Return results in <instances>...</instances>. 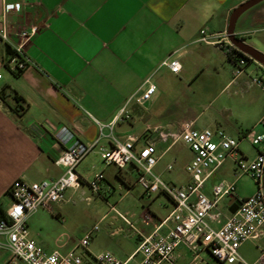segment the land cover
I'll return each instance as SVG.
<instances>
[{
	"label": "crops",
	"instance_id": "obj_1",
	"mask_svg": "<svg viewBox=\"0 0 264 264\" xmlns=\"http://www.w3.org/2000/svg\"><path fill=\"white\" fill-rule=\"evenodd\" d=\"M15 3L20 4L18 11H5L6 5ZM240 3L239 0H0V26L5 23L11 42H18L16 33L20 29L31 24L40 26L39 32L25 46L33 64L18 74L3 64L7 47L0 43V92L6 94L5 99L0 96L1 208L5 211L11 204L9 187L15 179L35 182L62 175L64 167L55 163L64 150L56 138L62 126L73 130L84 143L97 141L93 150L77 166L80 175L90 180L97 173L104 174L100 194H93L86 184L68 188L64 199L53 204L51 210L39 208L27 214L29 235L37 245L47 252L61 253L59 249L66 247L67 241L45 231L49 218L60 216L62 210H102L93 203L95 199L113 205L116 210H126L120 213L133 225L121 218L120 229L126 237L134 240L131 250L124 249L122 245H118L117 251L108 250L120 259L129 258L141 237L158 228L172 209L171 201L165 194L147 195L143 189L134 193L138 183L132 165L119 168L107 164L112 169L111 178L103 172L106 168L86 175L85 169L91 163L87 159L91 153H101L111 146L110 138L101 136L100 124L112 123L111 132L104 127L103 134L111 133L118 139L133 136L137 147L154 142L160 156L155 170L163 175L169 171L168 165H172L173 169V163L163 162V159L179 141L174 142L170 137L164 140L159 131L177 133L186 120H174L167 102L170 103L174 97V87L190 85L200 72H204L205 66L218 73L223 72L224 76L227 73V79L222 82L223 88L236 85V92H240L239 96L245 101V108L239 114L264 125V89L254 84L252 79V75L256 74L264 80V66L253 59L246 64L242 74L235 76V63L225 52L199 40L201 30L209 33L227 30L230 15ZM235 32L244 42L264 52V0L240 15ZM169 56L179 60V72H172L162 65ZM3 68L8 72H4ZM147 78L156 89L149 100L140 104L135 98L141 94L142 90L138 89ZM14 91L24 98L22 107H16ZM238 109V105L228 108L236 121L240 116L236 115ZM213 122L209 123L212 126L201 129L221 128L228 135L240 139V143L256 133H264L261 129L239 128L228 119L216 117ZM240 143V155L250 160ZM189 153L187 162L192 158L191 151ZM234 158H228L231 164L227 171L223 168L226 159L206 180L203 188L204 193L213 198L214 184L221 181L235 183V194L224 197L225 201L221 202V199L212 209L213 214H219L220 222L237 209L239 204L231 203L233 197L240 201L256 190L233 178ZM209 180L211 185L208 187ZM114 181L120 190H125L111 204L109 198L116 190ZM167 181L183 185L189 181V176L185 182L173 178ZM122 201H125L124 209L118 207ZM104 210L113 209L109 206ZM209 221L213 227L220 225V222ZM172 224L171 221L166 222L158 232H167ZM1 240L4 242L5 238L1 237ZM113 241L118 244L117 240ZM261 248H264V235L258 240L242 243L239 254L249 264H261ZM206 251H201L198 264L215 263ZM88 252L94 254L91 248ZM84 253L82 251L87 263L88 257ZM190 254L185 244L179 245L176 249L177 262L185 261ZM140 260L141 255L135 254L130 262L138 263ZM0 264L26 263L13 257L3 246L0 247Z\"/></svg>",
	"mask_w": 264,
	"mask_h": 264
},
{
	"label": "built area",
	"instance_id": "obj_2",
	"mask_svg": "<svg viewBox=\"0 0 264 264\" xmlns=\"http://www.w3.org/2000/svg\"><path fill=\"white\" fill-rule=\"evenodd\" d=\"M10 9L18 11L20 4L6 5L5 11ZM39 30L40 26L37 24L20 29L16 33L18 42L13 43L7 26L2 22L0 43L7 47L3 64L8 70L18 74L33 64L25 52V46ZM199 40L215 45L226 55L236 48L231 43L227 30L212 33L201 30ZM246 64L245 58L237 56L234 75L242 74ZM162 65L175 73L181 70V64L176 57H167ZM253 82L264 89L263 80L255 79ZM144 86L146 87L143 88ZM155 89L156 86L147 78L138 89L142 92L135 98L136 101L143 104L151 98ZM112 126V123L100 124L101 136H107L111 140V146L101 151V158L108 165L112 164L119 168L127 165L134 166L137 183L145 194L163 193L169 198L172 209L158 228L142 236L134 253L125 260L118 258L108 250L100 254L88 252L90 240L99 230L98 224L93 225L78 242V246L84 249V254L88 257L87 263L84 261L83 254L80 255L74 251L65 254L56 251L47 252L36 244L29 235L27 214L39 208L51 210L53 204L64 199V193L68 188H78L86 184L93 194L98 195L101 181L104 179L102 172L86 180L77 171V166L93 150L97 141L91 144L84 143L73 130L62 126L57 131L56 138L64 146V150L55 159V163L63 166L64 172L53 179L29 182L17 178L12 182L9 187L12 201L5 210L6 217L0 219V247H6L13 257L26 264H161L162 262L177 264L176 249L179 245L185 244L193 253L195 260L200 259L202 250H207L214 258V264H234L236 262L249 264L239 254V247L245 241L258 240L264 235V133H256L249 139L253 145L262 143V147L257 149L258 153L253 159L248 160L239 153L240 139L228 135L221 128L196 129L191 121H185L177 133L158 130L162 139L170 137L174 142L182 141L192 153V158L185 166L189 181L178 185L165 180L155 170L160 156L157 154L154 142H147L137 147L136 138L133 136L118 139L111 133L103 134L104 127H108L111 132ZM232 157H235V175L238 177L243 174L249 175L256 181L257 187L252 195L240 199L237 209L223 222H220L219 214H213L212 209L224 197L235 194V183L221 181L214 184L212 186L213 198L208 197L203 188L206 180L223 165L226 159ZM167 168L172 169V165H168ZM110 207L116 210L113 205ZM118 214L133 226L125 215L119 212ZM209 219L220 222V225L213 227ZM168 221L173 223L172 226L167 232L159 233L158 229ZM1 237L5 238L4 242ZM135 254H140L141 260L138 263H131L130 259ZM259 262L264 264V248H261Z\"/></svg>",
	"mask_w": 264,
	"mask_h": 264
},
{
	"label": "rangeland",
	"instance_id": "obj_3",
	"mask_svg": "<svg viewBox=\"0 0 264 264\" xmlns=\"http://www.w3.org/2000/svg\"><path fill=\"white\" fill-rule=\"evenodd\" d=\"M189 66L191 72L192 65L190 64ZM2 70L8 72L6 68H3ZM251 72L254 73L253 70ZM223 79H227V73H225L224 76L223 72L218 73L209 66H205L204 72H200L190 85L183 88H178L177 86L174 87V97L171 99L172 101L170 103L167 102V105L170 107L168 110L172 114L171 117L174 120L191 121L193 127L196 129L212 126L209 125V123H214L213 120L218 117L222 120H230L232 124L239 126V128L251 129L254 131L260 129L264 130L263 122L255 120L253 122V120L247 115L239 114L242 113L241 111L245 108V101L239 96L240 92H236L238 91L236 85H229L223 88ZM252 79L260 80V78L256 77V74L252 75ZM259 88L262 87L259 86ZM240 100L243 101L239 103ZM237 105L239 109L237 112L238 114L236 113V115L240 116L238 118L239 120L236 121L235 116L228 111V108H234ZM236 122H238V124ZM240 145L251 159L257 155V149L262 147V143L253 145L250 143L249 139L243 140ZM189 152L188 147L184 145L182 141H179L172 146L171 150L168 151L163 159V162H172L174 165L173 169L162 175L165 180L173 178L178 182H185L188 179L185 166L190 154ZM87 162L91 163L89 164V167L85 169L84 173L86 175H92L93 173L101 171L102 168H106L103 172L106 173L108 177H112V169L107 167V163L103 161L100 153H91ZM230 164L231 160L228 159L224 163L223 168L227 171ZM175 175H177L176 178ZM233 178L240 180V183H244L247 188L256 189L257 187L256 181L247 174H243L240 177L234 175ZM114 183L116 190L115 194L109 198L111 204L118 200L121 195L120 193H123L125 190H120L116 181H114ZM207 185L208 187L211 185V180L208 181ZM87 189L89 190L88 187ZM141 190L142 188L137 184L134 193L141 192ZM222 200L223 201L221 202L225 201L224 198ZM93 203L97 208L102 210H62L60 216L54 215V217L51 216L49 218L45 226V231L52 233L57 239L67 241L66 247L59 249L60 252L63 253L71 249L70 251H74L81 255L84 249L78 246V242L95 224L99 225V230L93 234L88 246V248L92 249V253L100 254L107 250L117 251L118 245H122L124 249L131 250L134 245V240L132 241V239L126 237L123 230L120 229L122 223L121 217L118 214V212L125 213L126 210H104L106 208L109 209L110 205H106L104 201L99 199H95ZM124 203L125 201H122L118 207L124 209ZM130 217L133 218L132 216ZM113 231H116V233L113 234ZM114 239L118 241V244L113 241ZM206 253L208 252L206 251ZM188 256V259L183 262H177V264H188L189 262H191L189 264H198L200 262V259L195 260L193 258V253ZM161 264L169 263L162 262Z\"/></svg>",
	"mask_w": 264,
	"mask_h": 264
},
{
	"label": "water",
	"instance_id": "obj_4",
	"mask_svg": "<svg viewBox=\"0 0 264 264\" xmlns=\"http://www.w3.org/2000/svg\"><path fill=\"white\" fill-rule=\"evenodd\" d=\"M262 0H246L242 3H240L231 13L229 22H228V28L227 33L228 37L231 41V43L238 48L241 52L247 54L249 57L254 59L256 62L260 63L262 66H264V52L260 51L259 49L255 48L254 46L246 43L237 36L235 32V27L238 18L240 15L245 12L250 7L254 6L255 4L259 3ZM263 190H264V175H263ZM239 200H237L235 197L231 199V203H234V205L239 204Z\"/></svg>",
	"mask_w": 264,
	"mask_h": 264
},
{
	"label": "trees",
	"instance_id": "obj_5",
	"mask_svg": "<svg viewBox=\"0 0 264 264\" xmlns=\"http://www.w3.org/2000/svg\"><path fill=\"white\" fill-rule=\"evenodd\" d=\"M237 56L238 57H241V58H245L246 60H247V63L249 62V61H252L253 59L251 58V57H249L247 54H245V53H243V52H241V51H239V50H237L236 48H233L232 49V52L231 53H228V55H227V57L231 60V61H233V63H236V61H237ZM263 83H264V80H263ZM0 96L3 98V99H5L6 98V94H5V92L4 91H1L0 92ZM13 99H14V101H15V103H16V107H22V101H23V97L21 96V95H19L17 92H15L14 91V93H13ZM21 105V106H20ZM6 216H5V211L1 208V206H0V219L1 218H5Z\"/></svg>",
	"mask_w": 264,
	"mask_h": 264
}]
</instances>
